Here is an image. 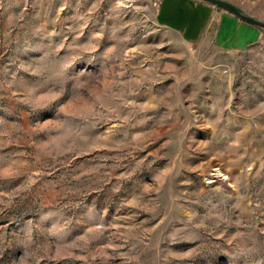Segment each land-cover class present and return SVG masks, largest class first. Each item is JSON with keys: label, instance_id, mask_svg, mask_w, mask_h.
<instances>
[{"label": "rangeland", "instance_id": "obj_1", "mask_svg": "<svg viewBox=\"0 0 264 264\" xmlns=\"http://www.w3.org/2000/svg\"><path fill=\"white\" fill-rule=\"evenodd\" d=\"M159 4L0 0V264H264V28Z\"/></svg>", "mask_w": 264, "mask_h": 264}, {"label": "crops", "instance_id": "obj_2", "mask_svg": "<svg viewBox=\"0 0 264 264\" xmlns=\"http://www.w3.org/2000/svg\"><path fill=\"white\" fill-rule=\"evenodd\" d=\"M222 10L202 0H160L158 19L162 25L171 26L195 40L206 35L216 22L214 42L221 49L242 48L260 39L258 26Z\"/></svg>", "mask_w": 264, "mask_h": 264}, {"label": "water", "instance_id": "obj_3", "mask_svg": "<svg viewBox=\"0 0 264 264\" xmlns=\"http://www.w3.org/2000/svg\"><path fill=\"white\" fill-rule=\"evenodd\" d=\"M206 1L218 8L224 9L233 15H235L240 20H243L245 22H248L250 24H253L255 26L264 28V21L257 19L251 15H247L244 12H242L236 5L226 1V0H203Z\"/></svg>", "mask_w": 264, "mask_h": 264}]
</instances>
